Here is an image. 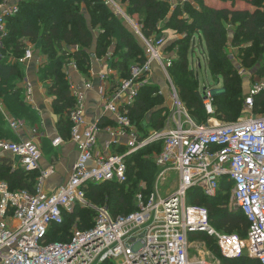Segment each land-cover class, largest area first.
<instances>
[{"label":"built area","instance_id":"2783aa9c","mask_svg":"<svg viewBox=\"0 0 264 264\" xmlns=\"http://www.w3.org/2000/svg\"><path fill=\"white\" fill-rule=\"evenodd\" d=\"M22 1H0V49L7 38L8 20L20 13ZM105 1L116 9L111 0ZM134 29L143 41L145 62L131 66L125 78L111 70L95 74L102 112L109 115L114 128L102 130L99 124L86 120L85 92L93 91L91 81L69 85L74 100L69 111L70 136L67 140L58 136L51 142L56 149L66 141L77 149V159L62 187L45 191L52 171L41 170L38 146L19 137L23 123L5 116L8 128L18 135V140L0 141V155L16 158L18 168L36 171L39 176L33 193H13L0 181V264H212L189 257V236L195 234L215 240L225 260L247 256L264 264V114L253 115L255 98L264 93V80L253 82L244 97L247 119L213 127L200 125L184 108L170 82L172 62L163 57V39L146 40L135 26ZM32 60V50L26 49L23 57L15 61L25 65ZM154 64L170 84L169 104L164 128L143 137L130 117V109L140 87L147 85ZM68 67L78 70L75 62ZM238 71L247 73L241 65ZM27 91L30 93L29 86ZM200 94L204 112L213 116V90L204 87ZM1 109L0 105L3 113ZM102 133L107 141L100 145ZM160 140L162 151L154 162L162 169L160 176L173 172L178 178L168 195L151 192L144 197L139 193L135 196L136 210L117 217L107 208L88 201L84 191L88 184L125 185L129 179L127 159L150 142ZM222 180L231 183L227 209L237 207L249 223L245 238L217 232L210 225L206 209L187 204V193L192 189L215 199ZM77 206L95 212L93 227L76 230L67 243H48L51 228L61 225L63 214H72Z\"/></svg>","mask_w":264,"mask_h":264},{"label":"trees","instance_id":"16d2710c","mask_svg":"<svg viewBox=\"0 0 264 264\" xmlns=\"http://www.w3.org/2000/svg\"><path fill=\"white\" fill-rule=\"evenodd\" d=\"M112 1L121 4V0ZM192 1L200 4L202 8V13H198L191 10L193 8L189 4L183 5V14L192 18V23H188V17L179 19L182 15L180 8L173 16L172 26L174 25L175 29L180 32H185L187 37L179 42L178 60L172 63L169 75L192 118L195 120V117L201 116V114L205 116L197 81L192 80L193 72L188 67L186 59L187 50L191 42L193 44L194 33L196 29H201L206 45L208 70L214 78L221 77L223 80L222 92L214 95L216 115L225 122L234 121L242 109L243 89L240 82L242 78L238 76L223 53L227 41L222 22L231 17L230 23L237 25L234 34H232L233 46L239 47L247 43L244 40L236 42L235 39L237 40L238 37H248L255 41L254 47L252 46L241 53L243 66L250 69L254 66L261 51L264 50V12L260 10L253 13L217 11L203 6V0ZM125 2L126 15L140 21L142 35L146 39L156 35L157 24L160 21L164 22L168 12L166 0H125ZM263 2L264 0H257L255 5L262 7ZM23 40L38 45L40 53L46 56L47 61L39 68L38 74L42 81L51 82L47 92L53 97L54 109L62 115L59 120V132L64 140L69 139L70 136L69 111L74 106V100L70 96L69 84L65 79L63 67L74 61L79 71L87 73L90 70V54L93 53L96 57H101L112 46H115L116 53L119 52L116 68L124 78L128 76L131 65L145 62V51L140 45L138 37L131 32L124 19L116 16L115 10L106 5L105 0H23L20 4V13L15 18L8 20L7 38L4 41V47L0 49V101L10 116L17 121L24 120L33 125L38 121L37 114L30 106L26 105L21 98L20 90L15 86L21 81L20 69L16 65L8 64L11 56L16 60L23 57L26 50ZM169 49H172V46ZM259 68L257 75L264 79V66ZM162 100L163 97L158 95L154 88L144 86L134 106L130 109V117L144 137L149 130L148 124L152 122L155 124L156 131L163 129L165 117H161V114L166 112V108H164ZM254 111L257 114L264 112V93L255 98ZM148 113L147 119L151 120L150 123L144 120L145 114ZM3 139L13 140L5 130L0 117V140ZM46 144L47 142L43 141V146L47 147ZM158 145L157 143L150 146ZM147 149L148 146L142 149L139 154ZM137 155L138 153L127 159L129 179L124 185L127 190L116 183L88 184L84 188L86 198L92 205L96 207L109 205L110 209H107L113 217L125 216L136 210L135 203L131 204L134 195L128 192V189L135 191L140 180L146 181L150 186L153 176V164L149 158L142 159ZM37 177V172L18 170L11 173L9 168L0 167V181L5 182L13 193L23 190L33 193ZM230 189L231 183L222 180L215 199L207 198L198 189H192L187 193V203L206 209L210 225L217 232L245 238L249 226L246 217L239 209L231 211L227 209ZM139 193L142 194V192ZM142 195L147 196L149 193ZM128 209L131 211L126 212ZM80 211L95 215L91 209H82L78 206L72 214L64 213L63 223L51 228L47 242L67 243L69 240L55 241L54 238L58 237L56 233L60 232L68 222L77 220L80 217ZM91 216L85 214L83 217L81 222L84 223L85 229L82 230L93 227L94 216L92 218ZM87 226L90 227L86 228ZM211 242L214 241L211 240ZM219 258H221L222 264H259L258 261L247 256L236 260H225L221 256Z\"/></svg>","mask_w":264,"mask_h":264},{"label":"crops","instance_id":"0c3cea01","mask_svg":"<svg viewBox=\"0 0 264 264\" xmlns=\"http://www.w3.org/2000/svg\"><path fill=\"white\" fill-rule=\"evenodd\" d=\"M256 1L257 0H203V4H204L203 6H207L209 8L214 9V10H217V11L227 10V11H231V12L253 13L256 10H260V11L264 12V2L262 4V7H257L255 5ZM166 2L168 3V12L166 14L165 20H164V22L160 21L157 24L156 35L154 34L149 39H146L142 35V33H141V27L142 26H140V24H139V26H137L134 22H132L130 17L126 15L125 10L121 6L115 4L114 1H112V3L116 7V9H118V11L113 6H111L110 4H108V6H111L115 10V14H116V12H119L120 15H122V19H124V21L126 20L124 18V16L127 17L128 20L133 24L132 30L136 33V30L134 29V26H135L137 28L138 32L141 34V36L143 38H145L146 40H153L155 38H157V39L162 38L164 41V47L162 48L163 57L165 59H170L172 63H175V62H177L175 59L178 58V57L177 58H175V57L178 56V54H179V50H178L179 42L182 41L183 39H185L187 37V34L185 32H180V31L176 30L174 25L172 26L173 16L175 15L176 10L178 8H180L182 15H180L181 17H179V19L182 20V19H186L188 17L186 14H183V7H184L183 5L184 4H189L191 7L195 6L193 10H195L198 13H202L201 12L202 8H201L200 4L198 5L192 0H166ZM230 20H231V17H228L225 19V21L222 22L225 34H234V32L236 30L237 25L231 24ZM188 21H189L188 23H192L193 19L189 18ZM136 36L138 37V39L141 43L140 45L142 46V48L144 50V44H143L142 39L139 37V35H137V33H136ZM192 41H193V44L191 42L190 47L187 50L188 53H187L186 59L188 62V67L190 68L191 71H193V74L197 77V80H198L197 72H198V70H201V68H202V61L204 63L205 69L211 75V73L208 70V66H207L206 45H205V40L202 37L201 29H199V28L196 29ZM226 41H227L226 43L230 44V41L228 42V38H226ZM197 43H198V45H197ZM23 44L25 45L26 49H31V47H33V49H34V50H32L33 60L29 64L19 65L16 63V61H15L16 59L13 56H11L9 58L8 64L16 65L20 69L21 81L15 85L16 89L20 90L21 98L24 100L26 105L30 106L35 111V113L37 114V117H38L37 122H39V123H37L36 126L39 127V125H40L41 131H43V133H42L43 137L45 138V140L47 142V144H46L47 149H48L47 153L55 155V157L52 158V160L50 162H46L45 161L46 158L44 156L46 146H43V142L41 145L40 141L37 142V144L34 141V143L38 146V148L41 151V160H40L41 170L44 171V170L50 169L52 171L51 174L46 179V182L44 185L45 191L50 192V191H55L58 188L62 187L68 181L70 173H71V169L73 167V164L75 163V161L77 159V149L72 143H69L68 141H66L58 149L52 147V145H51L52 139L60 136L59 120H60L62 115H61V113L59 114L58 112H56V110L54 109L53 97H51L47 92L48 88L50 87L51 82L50 81H42L40 79L39 74H38L39 68L46 63L47 59H46L45 55L40 53L38 45L30 44L26 40H23ZM243 45L244 44H242L239 47H236L233 45H231V46L228 45V49L230 51H232L233 54L236 56L237 51L239 52L240 50L243 49ZM170 46H172V49H169ZM197 46H199V48H200V54H201L202 59L201 60H200V58L195 59V60H198V59L199 60L194 67V65H192L193 64V55L199 49V48H196ZM35 47H38V49H35ZM247 47L248 46H246V48ZM72 48H74V47H72ZM75 49H77V48L75 47ZM114 49H115V46H112L110 48V50L107 51L106 54H104L101 57H96L95 54L91 53L90 58H89L90 59V70L87 73H82L79 70H77L75 72L70 67H68V65L63 67L64 72H65L64 76H65V79L67 80L69 85L81 84L85 81H91V83L94 84L93 91L85 92V97H86L85 115H86L87 122H89V123L94 122V123L99 124L100 127L102 128V130H104L106 128H114L115 125L113 124V121L110 119L109 115H107V114L104 115L102 112L101 99H100V95L98 93V90L96 88L97 83H96L95 77L97 75H95V74L98 73L99 71L103 72L106 70H111L114 73H116L114 75L119 74V76H121V78H124L123 74L120 71H118V69L116 68L117 62L119 60V57L117 56V54L119 55V52L116 53ZM69 60H72V59H69ZM71 62H74V61H71ZM235 62L237 65H241V67L247 71L246 74H240L239 71L237 70L238 76H240L242 78V80L247 83V89L241 98V100H242V109L241 110H243V112H244L243 100H244V97L246 96L251 84L255 81L264 80V79L258 78L259 76H256V75L253 76L255 71H253V74L251 75L249 72V69H246L243 66L242 59L238 58V60ZM133 65H135V64H133ZM133 65H131V66H133ZM171 67H172V65H171ZM256 69H257V67H256ZM66 70H68L67 72H68V74L70 73V75H67ZM128 74H129V72H128ZM68 77H69V79H68ZM212 78L214 81V86L213 87L209 86V87L213 90V94L215 95V94L221 93L223 90L222 78L219 77L216 79L213 76H212ZM169 79H170V82L173 84L170 75H169ZM198 82H199V80H198ZM220 85H221V89H218V87ZM28 86L30 87V93H28V91H27ZM144 86H150V87L154 88L155 91L158 92V95L163 97V99L165 101L167 100V104H163L164 108H167V105L169 104L168 100H169V94H170V84H168V80L166 79V77L164 76V74L162 73V71L159 69V67L157 65L154 64L152 66V74L148 80V83H147V85H142L140 87L139 93ZM203 88H202V86L200 87V83H199V86H198V93L199 94ZM175 89L177 90L176 87H175ZM177 93H178V91H177ZM200 96H201V94H200ZM178 97H179V94H178ZM179 100H180V97H179ZM0 105L2 106L1 110L3 111V113L0 112V117L3 120L4 128L6 131H8V133L13 138V140L12 139L11 140L3 139L0 141H11V142L17 141L18 135L13 133L8 128L7 122L4 118L6 116V117L14 119V120H16V119L14 117L10 116L8 112H6L1 101H0ZM165 105H166V107H165ZM182 105L187 110V107L184 105V103H182ZM254 106H255V102H254ZM214 109H215V113L213 116H215V114H216V106L215 105H214ZM166 113H167V109H166V112L164 113V115H166ZM255 114H257V113L253 109V115H255ZM260 114H264V112L260 113ZM189 115H190V113H189ZM213 116H211V117H213ZM66 117H67V115H66ZM191 118H192V116H191ZM208 118H210V117H208ZM147 121H149V120L147 119L146 122ZM19 122H22L24 125V128L20 131L19 137L22 138L23 140H32L31 138H34L35 136L34 135L31 136V134H30V131H29V127H30L29 124L30 123H28L24 120H20ZM200 125H202V124H200ZM163 128H164V126H163ZM42 134H41V136H42ZM35 139L36 138H34V140ZM99 140H100V145H103L107 141V136L102 133L100 135ZM113 151L116 152V150H113ZM119 152H123L122 149H120ZM17 166H18V161L16 158L11 157L10 155H7V154L0 155V167L9 168L10 172L13 173L15 171L21 170ZM21 171H23V170H21ZM33 172H36V171H33ZM38 176H39V173H38ZM1 182H3V181H1ZM229 211H231V210H229Z\"/></svg>","mask_w":264,"mask_h":264},{"label":"rangeland","instance_id":"374dc122","mask_svg":"<svg viewBox=\"0 0 264 264\" xmlns=\"http://www.w3.org/2000/svg\"><path fill=\"white\" fill-rule=\"evenodd\" d=\"M120 2H121V4H118L116 2H115V4L121 6L125 10V8H126V2H125V0H123V1L121 0ZM194 7H192V8L194 9ZM193 9H191V10H193ZM116 14H117L116 16H119L120 18H122V15H120L119 12H116ZM130 19L137 26H139L140 21H138L135 17L134 18H130ZM126 20L124 21L126 23V25H128V28H130L131 32L136 35V33L132 30V26ZM226 38H228V42L230 41V44L229 43H226V45H225V47L223 49V53L226 55L227 59L230 61V64L233 66L235 72H237V70L239 68V65H237L235 61H237L238 58L239 59H243L241 53H243V51H245V50H247L249 48H252V46L254 47L255 46L254 45L255 44V41L253 39H251V38H248V37H238L237 40L235 39L236 42L238 40H240V42L242 40H244V42H247V43H244L242 50H240L239 52L237 51V55L238 56L237 55L235 56L233 54V52L228 49V45L229 46L232 45V39H231L232 38V34H226ZM197 45H198V43H197ZM246 46H248V47L246 48ZM196 48H199V46H197ZM35 49H38V47H35ZM30 50H34L33 47H31ZM39 50H40V48H39ZM117 56H119V55L117 54ZM177 57L178 56H176L175 58H177ZM197 58H200V60L202 59L201 54H200V48L193 55V64L192 65H194V67H195L196 63L198 62V60H199V59L198 60H195ZM230 58H232V59H230ZM175 60L177 61L178 58L175 59ZM254 66L249 69V72L252 75L253 74V71H255L254 74H253V76L254 75L258 76L257 75V69L259 70L260 69L259 67L262 68L264 66V50L261 51V53L257 57V60H255ZM256 67H257V69H256ZM197 75H198L199 82L197 80V77L194 74H192L191 78H192L193 81L194 80L197 81V85L198 86H199V83H200V87L202 86V88L203 87H209V86L213 87L214 86L213 78L208 73V71L205 69L203 61H202V68H201V70H198ZM258 78H261V77H258ZM240 82H241V87L243 89L242 90V95H243L245 93L246 89H247V83L245 81H243V80H240ZM218 89H221V85L218 87ZM179 97H180V101L182 102L181 96H179ZM162 101L164 102V104H167V100L165 101L163 99ZM168 102H169V100H168ZM187 110H188V107H187ZM188 112L190 113L189 110H188ZM148 115H149V113L148 114H145V116H144V120L145 121L147 120V116ZM262 115L263 114H255L256 117H261ZM163 116L165 117L166 115L161 114V117H163ZM201 116H203V117H201ZM201 116L195 117V121L197 123H199V124H205V125L210 126V127H213V126H216V125H222V124H234V123H238L240 121H244L248 117L243 112V110H241L240 115H238L237 117H235L234 121H231V122H225L224 120L220 119L218 117V115H216V114H215V116L210 117V118H208L206 115L204 116L202 114H201ZM150 121H149V123H150ZM37 123H39V122H37ZM37 123H35L34 125L30 123L29 124L30 127L29 126L28 127H29V131H30L31 136L34 135L35 136L34 138H36L35 140H34V138H31L33 140V142L35 141L36 144H37V142L40 141V144L42 145V142L43 141H46V140L43 137V134H42L43 131H41L40 125H39V127L36 126ZM154 125H155L154 122L148 124L149 130L146 133V136L145 137H148L151 133H153V132L156 131V129H154V127H155ZM41 134H42V136H41ZM157 143L159 144L158 146L151 147V146H154V144H157ZM150 145H147L148 146V149L146 151H142L140 154L138 153L137 156H138V158H142V159H146V158L148 159L149 158V160L153 164L152 165L153 176H152L151 185L148 186L146 181L140 180L138 182L137 186H136V190L135 191H133L132 189H128V192H130L132 195H134L133 196L134 197L133 200H131V204H134L135 203V196L139 192H142V194H144V195H146L148 193L150 194L151 192H154V193L160 194L161 196H166L177 185L178 178H177V176L173 172H167V173H165L161 177L160 175L162 173V169L159 168V167H157L155 165V163H154L155 162V159L159 156V154L162 151V142H161V140L160 141H156L155 143H151L150 142ZM153 148H155V149H153ZM47 150H48L47 147H45V152H44V156L46 158L45 161L46 162H50L52 160V158L55 157V155L54 154L47 153ZM121 188H125L127 190V187H125L124 185H122ZM144 197H146V196H144ZM229 201H230V195H229L228 202ZM187 202H188V200H187ZM78 207L79 208H82L81 206H78ZM101 207H105V208L110 209L109 208V205H107V204L106 205H102ZM129 211H131V209H128V211H126V212H129ZM85 214H88L89 217L92 215L91 218L94 216L93 217V222H92V223H94V219L96 217V214L94 215L93 213H89V212L87 213L86 211H83V212L80 211V214H79L80 217H78V219L77 220H74L73 222H68L60 232L56 233V236H58V237L57 238H54V240L55 241H67V240H69L71 238V236L73 235V233L76 230L85 229V227H83L84 226V223L81 222L82 219H83V217L85 216ZM89 214H91V215H89ZM88 227H90V226H87L86 228H88ZM207 238L208 237H206L205 235H198V234L189 236V240H190L189 241V246L190 247H189V250H188L189 257L192 258V259H194V260H200V258H202L203 260H206L207 262L209 260V262H211L212 264H222V260H221V258H219L220 257L219 251L216 250L217 247L215 245V240H213L212 238H210L211 240L214 241L212 243L211 240L209 241Z\"/></svg>","mask_w":264,"mask_h":264},{"label":"water","instance_id":"95a60500","mask_svg":"<svg viewBox=\"0 0 264 264\" xmlns=\"http://www.w3.org/2000/svg\"><path fill=\"white\" fill-rule=\"evenodd\" d=\"M156 111H159V110H156ZM238 208L236 207V208H234V210H237Z\"/></svg>","mask_w":264,"mask_h":264}]
</instances>
